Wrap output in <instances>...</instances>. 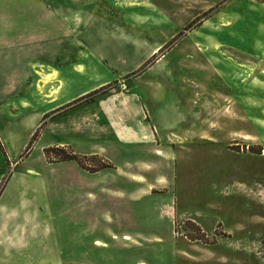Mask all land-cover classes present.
<instances>
[{
	"label": "crops",
	"instance_id": "obj_1",
	"mask_svg": "<svg viewBox=\"0 0 264 264\" xmlns=\"http://www.w3.org/2000/svg\"><path fill=\"white\" fill-rule=\"evenodd\" d=\"M144 12L137 0H0L1 256L58 250L62 201L67 260H193L173 233L175 158L163 139L172 135L167 111L179 110L154 98L153 80L147 92L138 78L112 88L171 38L164 13ZM58 147L112 168L87 173L73 161L48 163L44 151Z\"/></svg>",
	"mask_w": 264,
	"mask_h": 264
},
{
	"label": "rangeland",
	"instance_id": "obj_2",
	"mask_svg": "<svg viewBox=\"0 0 264 264\" xmlns=\"http://www.w3.org/2000/svg\"><path fill=\"white\" fill-rule=\"evenodd\" d=\"M137 1L168 17L171 38L112 88L138 78L146 91L153 80L154 98L179 110L167 111L172 135L163 138L175 158L174 236L190 264H264V0ZM103 164L112 168L90 156L84 171ZM59 204L58 250L25 260L0 255V264H83L67 260V207Z\"/></svg>",
	"mask_w": 264,
	"mask_h": 264
},
{
	"label": "trees",
	"instance_id": "obj_3",
	"mask_svg": "<svg viewBox=\"0 0 264 264\" xmlns=\"http://www.w3.org/2000/svg\"><path fill=\"white\" fill-rule=\"evenodd\" d=\"M98 91H94L90 94H87L85 96H83L82 98L76 100L75 102H73V104L71 105H77L81 102L87 101L89 100L91 97H93L95 94H97ZM49 117V115H46L43 120L42 123L40 124V126L37 128V130L34 132L33 136L31 137L28 145L26 146L25 149V153H23L21 155V157H23L24 155H26L29 150L31 149V146L33 145V143L35 142L37 136L39 135L40 131L43 128V125L45 123V120ZM59 153L62 154V156L59 159H55V160H51L50 158L52 156H60ZM44 156L46 158V160L48 161V163H60V162H67V161H73L76 162V164L83 170H87L86 166L84 165V162H88V160L90 159V157H81V156H77L75 155L71 150H68L66 148H50L44 151ZM92 158V157H91ZM109 164H103L102 166L98 167V170L101 169H105V168H109ZM5 182V180H4ZM4 182L2 183V185L0 186V192L2 187L4 186Z\"/></svg>",
	"mask_w": 264,
	"mask_h": 264
}]
</instances>
